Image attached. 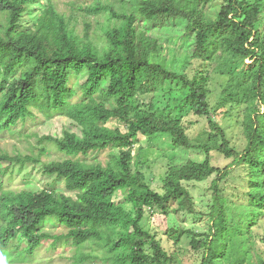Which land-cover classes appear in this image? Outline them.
Returning a JSON list of instances; mask_svg holds the SVG:
<instances>
[{
    "label": "trees",
    "instance_id": "1",
    "mask_svg": "<svg viewBox=\"0 0 264 264\" xmlns=\"http://www.w3.org/2000/svg\"><path fill=\"white\" fill-rule=\"evenodd\" d=\"M213 1H68L61 9L58 0H0V135L39 116L64 117L80 132L33 133L32 153L0 147L1 178L9 166L40 164L74 194L13 191L0 178V264L25 261L50 238L74 246V264L98 256L87 246L102 264H182L143 221L158 212L195 214L184 183L211 177L207 232L172 227L167 238L179 246L190 237L199 257L192 264H264V0ZM168 50L180 52L188 70L168 64ZM193 61L200 64L189 74ZM212 74L225 79L230 114H242V150L211 115ZM174 92L177 109L206 119L199 141L156 100ZM159 136L174 152L161 191L137 169L135 152L140 139ZM107 148L106 163L83 158ZM212 151L230 163L215 166ZM47 222L65 232L42 231Z\"/></svg>",
    "mask_w": 264,
    "mask_h": 264
},
{
    "label": "rangeland",
    "instance_id": "2",
    "mask_svg": "<svg viewBox=\"0 0 264 264\" xmlns=\"http://www.w3.org/2000/svg\"><path fill=\"white\" fill-rule=\"evenodd\" d=\"M68 1H75L79 4H89L93 0H58L59 7L65 8L64 3ZM43 2V1H41ZM220 3L221 0L213 1ZM36 14V13H35ZM166 60L168 64H171L176 70H185L187 68L183 64L181 58V53H172L168 50L165 52ZM248 62V61H247ZM197 61H193L192 65L189 67V74L196 69L199 65ZM188 70V68L186 69ZM225 84L224 77L216 74L211 75V80L209 82V103L211 106V115L221 124L227 133L230 141V145L242 150L245 146V138L242 133V128L240 125V120L242 119V114H236L235 116L229 111V106L223 104L222 101V89ZM175 86V85H174ZM177 87V86H176ZM170 86L165 87V92L169 90ZM177 92V91H176ZM163 97V98H162ZM173 97V98H172ZM172 97L168 95H160L156 100L159 102L163 100V105L167 104L171 108V113L177 115L182 119V123L186 129L187 135L194 141H199L203 130L207 127V121L204 118H199L193 114H188L187 108H178L181 103V97L175 92ZM225 105V106H223ZM176 107L175 110H173ZM173 108V109H172ZM227 111V113L224 112ZM229 111V114H228ZM39 116V114H38ZM37 116V117H38ZM109 126L116 127L121 126L116 120L109 122ZM64 129H68L72 132L80 134L78 127H76L71 120L66 119L61 116H56L51 119H46L43 116L38 118L30 119V121L18 122L16 127H14L11 134L7 133L0 135V147L7 149L10 152H29L32 153V147L37 145L36 136L33 133H37L38 136L43 135H53L58 136ZM50 148V154L53 157H61L62 154L57 152L52 146L47 145ZM136 155H138L137 169L140 170L146 177L147 182H150L151 187L157 191H161L162 180L167 164L173 159V147L170 145L169 138L166 136H159L155 139L154 143H149L145 138L138 141L135 146ZM179 156V155H178ZM87 158L88 161L93 157H97L104 163L108 162L111 158L109 149H105L97 154L89 153L88 156H83ZM80 158H82L80 156ZM211 160L215 166L224 167L230 163L229 159L224 158L216 151L211 152ZM1 168L0 171H3ZM2 175V183L5 189H11L13 191L27 190L30 192H38L43 189L49 191L62 192L69 196H74L72 192L66 191L64 186V181L57 178L56 176L45 175L41 170L40 164H26V165H12L9 166ZM212 178L207 179L203 182H189L184 183V185L190 190L195 204L196 213L191 214L187 212H173L169 215H164L162 213L153 214L150 217L145 218L143 221V226L149 229L151 232L155 233L157 238L161 239V242L165 249L173 252L177 251L182 264H192L198 261L199 257L190 248L189 242L190 237L184 235L181 238L179 246L175 245L171 240L167 238L166 230L169 228H184L191 229L195 231H206L208 230V216L206 211L209 207V202L211 200V190L210 185ZM123 193H119L115 198L117 202H123ZM126 208H130V204L123 203ZM42 231L46 233H61L65 230L60 225H51L47 222ZM53 239H45L42 241V245L37 249L32 257L29 256L25 261H19L15 259L13 261H3L4 264H74L75 249L70 243H64V241H59L56 245H52ZM96 250L98 256L90 261L91 264H102V255L98 252L95 247H85V252H91ZM3 260V259H2ZM2 263V264H3Z\"/></svg>",
    "mask_w": 264,
    "mask_h": 264
}]
</instances>
